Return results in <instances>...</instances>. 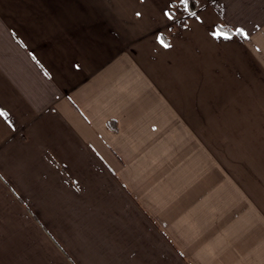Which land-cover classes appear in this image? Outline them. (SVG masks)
Returning a JSON list of instances; mask_svg holds the SVG:
<instances>
[{
  "label": "crops",
  "instance_id": "obj_1",
  "mask_svg": "<svg viewBox=\"0 0 264 264\" xmlns=\"http://www.w3.org/2000/svg\"><path fill=\"white\" fill-rule=\"evenodd\" d=\"M192 1L0 0V264H264V0Z\"/></svg>",
  "mask_w": 264,
  "mask_h": 264
},
{
  "label": "rangeland",
  "instance_id": "obj_2",
  "mask_svg": "<svg viewBox=\"0 0 264 264\" xmlns=\"http://www.w3.org/2000/svg\"><path fill=\"white\" fill-rule=\"evenodd\" d=\"M207 71L209 69V65H213L216 67V63H206ZM256 70L260 73L262 77H264V63H254ZM225 84L220 82L216 78H212L207 80L206 83V93L207 97L210 98L211 102L214 106L219 107L218 102L222 98H229L228 95H225L224 88ZM263 93H264V78H263ZM264 96V95H263ZM246 126L248 131H240L236 132V139H238L239 145L243 144H253L254 151L255 150H264V115H256L252 116V120H250ZM245 127V128H246ZM229 134V133H228ZM235 133H232V138H234ZM246 142V143H245ZM258 146V147H255ZM239 154L242 153V150L238 148ZM256 154V153H255Z\"/></svg>",
  "mask_w": 264,
  "mask_h": 264
},
{
  "label": "trees",
  "instance_id": "obj_3",
  "mask_svg": "<svg viewBox=\"0 0 264 264\" xmlns=\"http://www.w3.org/2000/svg\"><path fill=\"white\" fill-rule=\"evenodd\" d=\"M187 8H188L189 12H193L194 11L195 5H194L192 0H188ZM218 28L222 32L229 33V30L224 28V27H222V26H218Z\"/></svg>",
  "mask_w": 264,
  "mask_h": 264
},
{
  "label": "snow or ice",
  "instance_id": "obj_4",
  "mask_svg": "<svg viewBox=\"0 0 264 264\" xmlns=\"http://www.w3.org/2000/svg\"><path fill=\"white\" fill-rule=\"evenodd\" d=\"M180 2H181L185 7H187L188 0H180ZM166 15H169V16H170V14H168V13H166ZM240 31H243V30L241 29ZM220 34H222V35H227L226 33H220ZM158 39H159V41H160L161 44H164V41H163L162 38H159V37H158ZM165 46L167 47V46H169V45H165ZM0 114H5V113H3L2 111H0Z\"/></svg>",
  "mask_w": 264,
  "mask_h": 264
}]
</instances>
